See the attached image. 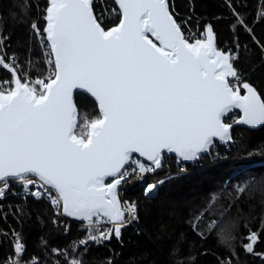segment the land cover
Segmentation results:
<instances>
[{
  "label": "snow or ice",
  "instance_id": "6c2138e0",
  "mask_svg": "<svg viewBox=\"0 0 264 264\" xmlns=\"http://www.w3.org/2000/svg\"><path fill=\"white\" fill-rule=\"evenodd\" d=\"M16 7L23 16L31 4L22 0ZM226 7L234 30L251 34L232 0ZM112 14L118 23L105 26L92 0H46L42 22L29 24L41 49L35 63L31 52L24 64L8 54V37L0 33V69L7 73L0 78V196L15 182L37 200L46 198L56 216L79 221L86 233L52 248L50 256L42 240L43 264H84L80 253L89 241L121 238L139 212L119 198L130 174L153 173L171 154L189 162L210 153L216 140L231 139L225 117L234 109V123L264 124V98L237 67L239 52L218 48L210 25L199 35H185L168 0H114ZM256 42L264 53V42ZM76 90L92 98L93 115L81 114ZM246 185L235 186L237 195ZM154 188L148 184L145 194ZM220 196L212 193L189 226L200 237L216 232L230 244L233 221L223 214L205 220ZM12 236V254L0 264H41L39 257L25 258L19 233ZM258 239L250 233L245 252L254 253ZM172 256L175 264H189L178 249Z\"/></svg>",
  "mask_w": 264,
  "mask_h": 264
},
{
  "label": "trees",
  "instance_id": "16d2710c",
  "mask_svg": "<svg viewBox=\"0 0 264 264\" xmlns=\"http://www.w3.org/2000/svg\"><path fill=\"white\" fill-rule=\"evenodd\" d=\"M21 2L0 0V33L8 37L5 42L8 54L15 53L24 64L31 52L35 63L37 57H42L29 24L39 20L46 0H29L31 8L23 16L16 7ZM232 3L251 34L239 26L234 30L235 20L226 7V0H173L181 16L174 15V18L179 23L186 21L192 29L203 30L210 25L217 47L239 52L237 67L264 98V53L256 42H264V13L261 12L264 0H232ZM104 6L110 12L105 26L118 23L112 14V0H105ZM6 75L0 69V78ZM75 98L82 115L94 114V102L90 98L82 94ZM237 116L232 115L226 121L229 123ZM232 138L227 146L214 145L198 162L177 166V160L171 157L165 160L160 173L142 183H130L122 192V200L137 205L138 218L122 230L118 241L112 237L83 251L84 264H108V261L112 264H175L173 249H178L179 258L188 259L189 264H221V261L227 264L229 258L232 264H264V125L257 131L234 129ZM178 167L185 169L184 175L179 173ZM226 181L229 183L225 189ZM158 182L155 191L146 195L145 187ZM244 182H247L245 191L237 195L235 186ZM214 192H220L221 196L206 212L205 220L219 219L223 214L225 220L233 221L234 239L230 244L222 241L216 232L200 237L189 226V218L207 206ZM54 219L45 201L14 196L0 200V231L6 234L0 243V259H7L12 253L8 238L14 240L13 232L19 233L26 245L25 258L39 257L41 264L46 260L42 240L47 242L50 256L52 248H64L80 238L74 222L65 223L67 231L64 233L65 225L53 223ZM253 232L259 239L254 244V253H247L243 243Z\"/></svg>",
  "mask_w": 264,
  "mask_h": 264
},
{
  "label": "built area",
  "instance_id": "2783aa9c",
  "mask_svg": "<svg viewBox=\"0 0 264 264\" xmlns=\"http://www.w3.org/2000/svg\"><path fill=\"white\" fill-rule=\"evenodd\" d=\"M92 3L94 4L95 6V14L97 17H100L102 18L103 22H105L106 20H109L110 19V12L106 9V6L105 5V0H92ZM169 5H170V8L172 10V13L173 15H175L176 17H181L177 14L175 8H174V5H173V0H169ZM43 10V8H42ZM41 16L39 17V20H41ZM180 24L182 25V27L184 28V32H185V35L187 36H192V35H199L200 33L203 32V30H200L198 27L197 28H194L192 29V27H190L189 25H186V21H180ZM37 42V45L39 47V42ZM40 49V47H39ZM40 52H41V49H40ZM177 166L179 165V162L177 161ZM129 172H131V169H129ZM186 172V171H185ZM184 171H179V173L181 175H184L185 174ZM154 175V172L153 173H149L143 177H139V176H135V175H129L127 180L124 181L121 185V188H120V200L122 202L126 201V200H122V192L123 190L130 184V183H133L134 181H137L138 183H142L144 180L148 179L149 177H152ZM157 185H155L156 187ZM154 191V190H153ZM7 196H14V197H18V198H21V199H24V198H31V199H34V200H37L35 197H32L30 194H26L23 187L20 186V185H17L15 182H12L9 187L7 189L4 190V193L2 196H0V200H3L4 198H6ZM42 201H45L49 207L52 209V206L51 204L48 202V200L45 198V199H41ZM40 201V200H38ZM52 212L55 216V220H57L58 223L62 224V225H65V230H64V233H66L67 231V225L68 223H71L69 220H67L63 215H60V216H56L55 212L53 211L52 209ZM135 220H132L130 221L128 224H126V226L130 225L131 222H133ZM66 223V224H65ZM76 224V228H77V231H79L81 233V236L79 239L83 238L85 236V231L83 230L82 228V225L81 223H75ZM125 226V227H126ZM124 227V228H125ZM6 237V234L3 232V231H0V243H1V239L2 238H5ZM10 243H11V249H12V242H13V239L11 238H8ZM77 239V240H79ZM76 241V240H74ZM104 241H102L101 243H103ZM71 243V242H70ZM101 243L97 244L95 242H92V241H89L88 242V245L86 247H82L81 249V253L80 255L82 256L83 255V251H85L89 246H93V247H97L99 246ZM1 248V247H0ZM12 254V253H11ZM0 257H1V250H0ZM9 257V256H8Z\"/></svg>",
  "mask_w": 264,
  "mask_h": 264
},
{
  "label": "water",
  "instance_id": "95a60500",
  "mask_svg": "<svg viewBox=\"0 0 264 264\" xmlns=\"http://www.w3.org/2000/svg\"><path fill=\"white\" fill-rule=\"evenodd\" d=\"M112 2L114 3V0H112ZM76 92L78 93V94H82V95H85V96H87L88 98H90L91 100H92V98L87 94V93H84L82 90H76ZM93 101V100H92ZM94 102V101H93ZM235 114H237L238 116H237V118L236 119H238L239 118V109H234L231 113H229V114H227L226 115V117H225V119L227 120L228 119V117H230L231 115H235ZM232 126H231V128L229 129V135L231 136V139L229 140V141H227V142H221V141H219V140H216L215 141V143H214V145H217V146H219V147H223V146H227V145H229V144H231L232 143V141H233V138H232V131L234 130V129H245V130H248V131H257V130H259L264 124H257V125H255V126H249V125H246V124H242V123H232L231 124ZM166 156L167 155H170V154H165ZM208 155V152H205V153H203V154H201V157L200 158H202V157H205V156H207ZM171 157H173V158H175L176 159V157L174 156V154H171ZM199 158V159H200ZM198 159V160H199ZM177 160V159H176ZM198 160H195V161H189V162H183V161H181V162H179L180 164H192V163H195V162H198ZM163 168V167H162ZM162 168H160V169H157L155 172H154V174H156V173H160L161 172V170H162ZM124 181H122V183H123ZM122 183H121V185H122ZM121 185H120V187H121ZM64 216V215H63ZM67 220H69L70 222H74V223H80L79 221H77V220H75V219H73V218H71V217H67V216H64ZM124 229V228H123ZM122 229V230H123ZM115 240H119V239H117L114 235L112 236Z\"/></svg>",
  "mask_w": 264,
  "mask_h": 264
},
{
  "label": "rangeland",
  "instance_id": "374dc122",
  "mask_svg": "<svg viewBox=\"0 0 264 264\" xmlns=\"http://www.w3.org/2000/svg\"><path fill=\"white\" fill-rule=\"evenodd\" d=\"M231 116H232V115H231ZM236 118H237V117H236ZM236 118H235V119H236ZM235 119H234V120H235ZM234 120L231 121V122H229V124H232V123L234 122ZM226 122H227V121H226ZM227 123H228V122H227ZM181 169H183V167H178V171H181ZM183 171L185 172V169H183ZM158 184H159V182L156 183L155 185H158ZM156 187H157V186H156ZM154 189H156V188H154ZM154 191H155V190H154ZM154 191H153V192H154ZM153 192H152V193H153Z\"/></svg>",
  "mask_w": 264,
  "mask_h": 264
}]
</instances>
